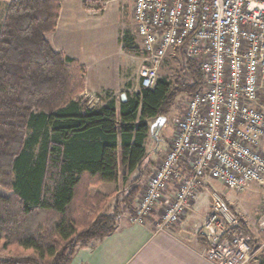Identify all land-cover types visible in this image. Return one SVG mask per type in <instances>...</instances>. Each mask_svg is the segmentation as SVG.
I'll return each instance as SVG.
<instances>
[{
	"label": "trees",
	"instance_id": "obj_1",
	"mask_svg": "<svg viewBox=\"0 0 264 264\" xmlns=\"http://www.w3.org/2000/svg\"><path fill=\"white\" fill-rule=\"evenodd\" d=\"M60 11L59 0H10L0 25V264H71L79 246L115 232L150 174L151 121L205 86L176 49L174 80L92 104L79 96V62L49 40ZM101 184L115 187L93 190Z\"/></svg>",
	"mask_w": 264,
	"mask_h": 264
},
{
	"label": "built area",
	"instance_id": "obj_2",
	"mask_svg": "<svg viewBox=\"0 0 264 264\" xmlns=\"http://www.w3.org/2000/svg\"><path fill=\"white\" fill-rule=\"evenodd\" d=\"M147 64L140 84L151 88L171 50L198 60L205 86L189 98L175 122L169 149L155 167L136 204L143 222L164 201L160 230L191 210L206 177L243 190L264 182V0H132ZM186 162L187 166L184 164ZM168 187L174 194L166 197ZM212 212L202 228L219 264H247L261 251L225 197L211 193ZM264 230V219L260 222Z\"/></svg>",
	"mask_w": 264,
	"mask_h": 264
},
{
	"label": "rangeland",
	"instance_id": "obj_3",
	"mask_svg": "<svg viewBox=\"0 0 264 264\" xmlns=\"http://www.w3.org/2000/svg\"><path fill=\"white\" fill-rule=\"evenodd\" d=\"M7 3L8 1L6 0H0V25L3 22ZM83 5L89 10L88 20L84 25L86 31L83 35L78 29L74 31L69 30L68 32L73 33L72 37H75V40L69 39L68 37V39L63 41L65 45L68 46V49L71 46V55L62 51L67 56L79 62L82 67L84 91H82L79 96L97 104L100 101L99 97L101 98V95L105 96L106 88L99 86L100 83L98 82L102 80V78L105 85L108 84L111 86L112 90L117 91L119 95L120 93L125 94L126 91H137L140 87V69L143 65L147 64V54L140 47L142 37L138 33L137 23L133 19L132 0H108V2H106V0H93L92 2H88L87 0ZM105 6L106 8L104 11L103 8ZM55 31L56 29L52 31V33ZM70 33H62L63 38L69 36ZM88 35L94 40L86 45L88 47L83 48L81 47L82 44L79 38ZM48 37L51 38L50 33ZM119 40L124 43V47H122V45L118 48L115 46V44H119ZM82 42H85V38L82 39ZM65 45L63 44V46ZM99 46H103L104 49H99ZM128 46H131V49H129ZM102 53L104 54L103 56ZM181 53L183 56L189 57L183 52ZM181 53L177 50H171L168 53L159 68V77L166 75L174 80L176 76L183 71V56ZM189 58L194 59L192 57ZM196 61L198 62V60ZM100 77L101 79H99ZM91 81H93V85L96 89L89 88V94L86 92V88L87 84L91 83ZM111 87H109V89H111ZM189 98L190 97L186 95L179 96L172 111L169 113L168 117H166V122L159 128V136H157L160 137L162 141L161 148L164 147L168 141H171L175 130V122L185 112ZM259 107L264 111V84L260 93ZM151 174L152 173L148 175L147 180ZM208 179L206 178L204 183L209 185V190H211L210 197L213 191H218L221 194L222 192L226 193L227 196L225 199L228 200L232 212L238 219L240 217L237 216V212L246 218L241 219V221L247 222L245 224H247V228H249L245 232L257 236L258 245H262L261 251L256 255L253 261H256L257 264H264V230L260 227V222L264 219V182L252 181L249 182L243 190H235L227 188L217 179H212L210 177H208ZM109 186L110 187H103L102 190L107 193L112 192L115 186L114 184H110ZM144 188L145 185L142 186L141 192ZM93 190H95V187ZM0 193H6V190L1 185ZM203 197L207 200L206 192H203ZM138 199L139 197L137 201ZM188 212H190V210ZM136 215L135 207L134 220ZM186 215H184V217H186ZM251 261L249 263H251Z\"/></svg>",
	"mask_w": 264,
	"mask_h": 264
},
{
	"label": "crops",
	"instance_id": "obj_4",
	"mask_svg": "<svg viewBox=\"0 0 264 264\" xmlns=\"http://www.w3.org/2000/svg\"><path fill=\"white\" fill-rule=\"evenodd\" d=\"M59 1L61 3V11L57 22V28L55 32L50 33L51 38H49V40L57 50L64 51L68 55H71V46L68 49L64 41L68 39V37L69 39L75 40V37H72L73 33L68 32L69 30L74 31L78 29L81 31L80 33L84 35L86 31L84 25L88 20L89 10L84 7V0ZM92 1L93 0H88V2ZM106 2H108V0H106ZM105 8L106 6L103 8L104 11ZM65 32L70 34L63 38L62 33ZM84 38L85 42H82ZM79 40H81V47L85 48L88 47L86 45L93 42L94 39L88 35L79 38ZM119 41V44H115V46L117 48L119 46L121 47V45L124 47V43ZM63 44L65 46H63ZM98 48L104 49L103 46H99ZM103 55L102 53V56ZM99 79H101V77ZM98 82L100 83L99 86L106 88L104 95L109 92L111 96L116 97L118 103L122 101L121 96L123 93H120V95L117 94L118 92L112 90L111 86L108 84L105 85L103 78ZM109 87H111V89H109ZM89 88L96 89L93 85V81L87 84V93H89ZM125 94L127 95V91ZM103 97L105 96L101 95V98L99 97L100 101L97 104L106 101ZM91 103L96 104L92 101ZM154 121L155 120L151 121V124ZM170 144L171 141H168V143L161 148L162 141H156L155 148L149 158V173H152L155 167L162 161ZM148 145L152 147L154 143L149 140ZM184 164L188 168L186 162H184ZM206 178L208 179V177ZM109 185L110 184H101L95 187V190L105 192L102 190L103 187H110ZM209 189V185L204 183L186 217L178 222V224L176 223L164 230L158 228V224L165 210L164 201L158 202L153 211L143 222H138L134 220L135 207L137 204L136 199L132 210L130 211L129 209L122 215L115 232L102 238L92 239L86 244L79 246L73 254L71 264H219L215 259L206 254V250L210 247V244L206 240L204 229L201 227L205 217L212 212L211 190ZM203 192H206L207 200L203 197ZM172 194H174V188L168 187L166 197L169 198ZM222 194L224 197L227 196L226 193L222 192ZM237 216L240 217L241 230L247 231L249 229L247 228V224H245L247 222L241 221V219L246 218L241 216L238 212ZM247 235L250 236L251 243L254 246H258L257 236L252 234ZM253 260L249 264H257V262Z\"/></svg>",
	"mask_w": 264,
	"mask_h": 264
},
{
	"label": "water",
	"instance_id": "obj_5",
	"mask_svg": "<svg viewBox=\"0 0 264 264\" xmlns=\"http://www.w3.org/2000/svg\"><path fill=\"white\" fill-rule=\"evenodd\" d=\"M121 98H122V101H126L127 100L126 94H122ZM165 122H166V117L160 116L152 123L151 132L153 133L154 137H156V138L158 137L157 136L158 130L161 126L164 125ZM154 131H155V133H154Z\"/></svg>",
	"mask_w": 264,
	"mask_h": 264
}]
</instances>
